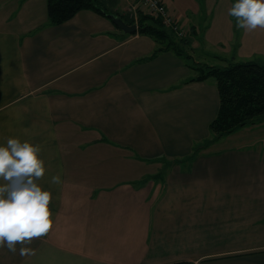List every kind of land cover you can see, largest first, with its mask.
Segmentation results:
<instances>
[{
    "label": "crops",
    "instance_id": "1",
    "mask_svg": "<svg viewBox=\"0 0 264 264\" xmlns=\"http://www.w3.org/2000/svg\"><path fill=\"white\" fill-rule=\"evenodd\" d=\"M109 1L135 20L139 0ZM164 2L218 66L264 64L236 0ZM157 48L94 10L55 25L48 0H0V145L40 146L53 219L34 255L0 247V264H264V134L244 135L264 122L206 144L216 79Z\"/></svg>",
    "mask_w": 264,
    "mask_h": 264
},
{
    "label": "clouds",
    "instance_id": "2",
    "mask_svg": "<svg viewBox=\"0 0 264 264\" xmlns=\"http://www.w3.org/2000/svg\"><path fill=\"white\" fill-rule=\"evenodd\" d=\"M236 27L252 32L264 29V0H236L228 9ZM38 144L19 138H8L0 145V247L21 256L34 255L26 244L41 238L53 227L50 202L52 193L38 183L45 175V162ZM60 184L59 175L51 179Z\"/></svg>",
    "mask_w": 264,
    "mask_h": 264
},
{
    "label": "trees",
    "instance_id": "3",
    "mask_svg": "<svg viewBox=\"0 0 264 264\" xmlns=\"http://www.w3.org/2000/svg\"><path fill=\"white\" fill-rule=\"evenodd\" d=\"M84 9L94 10L113 21L112 13L100 0H48L50 24H62ZM116 15L121 16L127 23L136 22L125 18L122 13ZM137 23L139 28L136 33L152 37L158 45L157 53L173 50L186 59L184 46L188 45L189 39L187 37L178 39L177 33L167 27L160 17L140 9ZM190 66L196 71V76L192 80L202 81L213 77L219 88L220 110L211 123L212 136L206 144L264 120V64L256 61H240L228 62L225 66L210 64Z\"/></svg>",
    "mask_w": 264,
    "mask_h": 264
},
{
    "label": "rangeland",
    "instance_id": "4",
    "mask_svg": "<svg viewBox=\"0 0 264 264\" xmlns=\"http://www.w3.org/2000/svg\"><path fill=\"white\" fill-rule=\"evenodd\" d=\"M102 5L109 11V12H115L114 6L112 5L111 1L109 0H103ZM167 26V25H166ZM168 27V26H167ZM171 28V27H169ZM173 29V28H171ZM174 30V29H173ZM186 30L184 29V34L183 36H177V38H183L186 37ZM204 33H200L199 35V42H201V48L197 47V41H195L193 38H191V40H189V43L187 46H184V54L186 56V61L193 66H200V65H204V64H216V65H220L222 62L217 59L216 57H214V55L212 54L215 53L214 51H211L210 49L212 48H208V44L207 41L203 40ZM203 51H207L210 52L211 54H204ZM263 121L257 122V123H262ZM246 134H244L246 136V138H254L257 136H261L262 134H264V126H260V128H255L254 130H247V132H245ZM241 137V140H244L245 137ZM228 136V135H227ZM226 143V142H224Z\"/></svg>",
    "mask_w": 264,
    "mask_h": 264
},
{
    "label": "built area",
    "instance_id": "5",
    "mask_svg": "<svg viewBox=\"0 0 264 264\" xmlns=\"http://www.w3.org/2000/svg\"><path fill=\"white\" fill-rule=\"evenodd\" d=\"M137 10H143L153 16L160 17L164 24L174 29L179 36H183L184 30L177 23L174 16L168 10V7L164 0H139ZM135 20L138 21V11H135Z\"/></svg>",
    "mask_w": 264,
    "mask_h": 264
},
{
    "label": "water",
    "instance_id": "6",
    "mask_svg": "<svg viewBox=\"0 0 264 264\" xmlns=\"http://www.w3.org/2000/svg\"><path fill=\"white\" fill-rule=\"evenodd\" d=\"M113 22L115 25L124 31L126 34H134L138 31V25L136 23L130 24L127 23L121 16L116 14H111Z\"/></svg>",
    "mask_w": 264,
    "mask_h": 264
},
{
    "label": "bare ground",
    "instance_id": "7",
    "mask_svg": "<svg viewBox=\"0 0 264 264\" xmlns=\"http://www.w3.org/2000/svg\"><path fill=\"white\" fill-rule=\"evenodd\" d=\"M132 19V18H131Z\"/></svg>",
    "mask_w": 264,
    "mask_h": 264
}]
</instances>
